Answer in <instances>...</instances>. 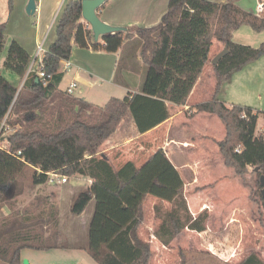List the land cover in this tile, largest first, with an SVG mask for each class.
Returning a JSON list of instances; mask_svg holds the SVG:
<instances>
[{
    "label": "trees",
    "instance_id": "trees-1",
    "mask_svg": "<svg viewBox=\"0 0 264 264\" xmlns=\"http://www.w3.org/2000/svg\"><path fill=\"white\" fill-rule=\"evenodd\" d=\"M81 1H69L64 6L56 39L35 70H29L32 60L15 41L8 45L3 68L23 83L18 90L0 75V129L4 120L3 128H13L6 148L0 149V205L8 206L20 195L17 184L27 169L34 171V184L47 183L46 173L66 180L88 178L90 187L79 193L70 207V214L80 217L91 203L94 205L88 225V254L98 264H149L151 246L138 235L148 196L159 200L153 209L154 219L160 221L155 237L163 247L171 246L184 230L203 232L206 217H192L183 180L163 150L147 157L139 167L127 161L116 168L100 155L101 147L127 112L138 133L143 134L169 118L167 103L185 105L215 39L228 52L212 64L215 84L211 98L196 105L194 113L212 114L223 122L225 138L217 146L224 165L241 181L254 174L258 189H262L264 131L255 134L258 115L252 108L225 106L218 94L235 73L264 56V43L252 48L232 41V33L244 25L257 33L264 31V8L254 15L237 6L240 0H169L155 26H134L105 35L102 43H96L91 30L80 23ZM8 6L11 10V0ZM4 31L3 23L0 53ZM134 39L144 68L138 93L110 98L104 106H96L59 89L63 78L60 64L70 59L72 42L80 48L116 53ZM39 72L44 77H39ZM256 194L260 220L264 221V197L259 191ZM8 223L0 226L1 264H21L20 253L25 249L68 248L58 246L56 236L42 241L30 229L12 231L15 223L12 227ZM238 264H264V260L251 253Z\"/></svg>",
    "mask_w": 264,
    "mask_h": 264
},
{
    "label": "crops",
    "instance_id": "crops-1",
    "mask_svg": "<svg viewBox=\"0 0 264 264\" xmlns=\"http://www.w3.org/2000/svg\"><path fill=\"white\" fill-rule=\"evenodd\" d=\"M28 1L29 0H11V10H9L8 0H0V24H5L4 46L8 48L9 43L15 41L31 58L32 63L29 69L33 71L42 60L44 54L48 51L50 45L56 39L55 29L64 6L69 1L75 0H33L35 10L32 14L26 13ZM208 1L221 3L225 0ZM243 1L238 2L237 5L246 11H251L254 15H258L256 11L257 4H264V0H251L252 4L250 5H246ZM168 2L169 0H106L99 9L98 17L101 21L112 27H121L125 29L134 26L151 27L160 22L161 17L167 10ZM248 6H252V8L248 9ZM80 23L87 26L82 18ZM246 28L248 27H245V29L239 28L234 31L232 33V41L250 47H257L261 43H264V31L257 33L250 28ZM96 43H102V38L99 37ZM39 48L41 52L37 56ZM222 49H224L223 45L213 40L208 62L211 63V59L222 51ZM121 56L124 60L123 68L119 73ZM60 71L63 73V78L59 85L60 90L66 92L67 88L72 83H75L76 87L71 95L96 106H99L97 105L99 102H95L93 97L97 99L101 98V101H108L110 98L123 99L128 95L131 96L138 93L143 81V67L139 44L135 39L126 41L116 53H106L100 50L94 51L91 47L80 48L72 42L71 57L69 60L61 62ZM137 73L139 74L137 75ZM0 75L11 85L17 87L18 90L21 89L23 80L18 76L14 74L16 78L12 77V82L5 74L1 73ZM67 77L69 78V83L66 85L63 84V82L67 81ZM204 77L205 72L202 73L198 79L185 105L176 106L167 103L169 118L162 124H159L143 134L138 133L130 113L127 112L121 120L116 132L102 145L100 155L107 158L113 164L121 156L117 151L119 148L124 147V149H127L136 139H143L140 141L139 150L146 152V158L161 149L165 152L173 166L175 165V168L183 169L189 174L187 176V181L193 182L192 185L196 181L197 183L202 182L200 177L207 174L205 172L206 170H209V172L211 171L215 165V158L220 155L217 143L225 138V127L222 129L224 130L222 133L219 125L215 123L212 117L214 115L194 113V107L196 105L204 103L211 98L212 89L215 84L213 83L211 89L207 90V80L205 81ZM261 82L264 83V56L235 73L231 80L222 86L218 94V99L227 107L240 106L252 108V87L261 86ZM96 90H99V92H96ZM94 91L97 93L96 96H92V94L95 93ZM206 91L209 92V94H207ZM74 93L76 96H74ZM112 93H115V95L112 96ZM192 96H195L193 100ZM248 99H250V101ZM214 117L217 118L216 116ZM216 129L221 133L220 136L219 134L216 135ZM221 160L223 162L222 157ZM144 161H142V163ZM121 165H116V168ZM140 165L136 166L139 167ZM113 166L115 167L114 164ZM178 173L180 175L179 171ZM233 177L237 178L234 173ZM73 178L77 182H82V180L85 181L87 183V189L91 185V181L88 178L79 176ZM201 185V187H197V190L199 188L204 190L205 195L201 194V199L195 194H200L196 189H193L191 186L184 187V196L190 213H192V216L195 214L190 204L191 199H194L197 202L196 205L200 207V212L207 209L210 216L214 214L217 220L220 221L222 219L223 221L225 214L222 212V204L220 201L225 199L217 196L220 192L216 193V187L212 186L213 184H208L210 186L207 188L203 183ZM203 190H201V192ZM18 197L20 196H17V198ZM158 202L159 200L157 199L151 201L154 205ZM12 204L8 206L4 204L0 205V216L2 219L0 221V226L4 224L5 221H8L10 223H8V227H12L15 223V229L12 228V231H17L18 229H30L31 231L36 226L35 224H37L35 220L37 218L32 217L27 213L28 211L21 210V212L16 213L11 209ZM165 205L169 204L165 202ZM225 205L228 211L226 215L231 214L234 216L237 214L235 212L239 211L238 207L240 206H237L235 203L230 207H228V204ZM93 210L94 205L93 209L90 210L88 214V219L84 218V214L80 217H73L71 215L72 217L69 218V221L75 224V229L72 231L69 230V233L63 230L66 221L62 219L61 215H58L56 217V220L58 219L57 225L60 226H58L59 228H62L63 233L59 230V232L57 231L53 236H56L58 246L66 245L68 248H55L47 251L22 250L20 253L21 264H23V260L26 261L27 264H45L43 262V259L46 257L44 254L49 253H55V255L47 259L46 264H98L86 250L88 243V225L93 215ZM145 220L146 213L144 222L138 230V235L141 240L148 242L150 246L153 247L156 241L158 242L155 237L156 230L151 229V227H146ZM157 222L158 221L154 219L153 211V224L156 225ZM6 225L7 224L4 226ZM80 227L82 228V232L80 230V232H78V228ZM143 228H145V232L146 230L148 232L146 233L147 238L145 237V233H142ZM190 231L184 230L183 233L187 235ZM205 231L206 230L200 233L202 240H204L203 236L206 235ZM39 237L42 240L50 238V236L43 238L41 235H39ZM223 237H225L224 233ZM59 239L64 240V242H60ZM226 243L228 244V241H224V244ZM210 244L211 242L207 245L210 246ZM231 245L232 244H230V246ZM221 254L222 252H220V258L226 257V254Z\"/></svg>",
    "mask_w": 264,
    "mask_h": 264
},
{
    "label": "rangeland",
    "instance_id": "rangeland-1",
    "mask_svg": "<svg viewBox=\"0 0 264 264\" xmlns=\"http://www.w3.org/2000/svg\"><path fill=\"white\" fill-rule=\"evenodd\" d=\"M238 2L236 4H238ZM243 2L246 3V5L252 4L251 0H244ZM238 7L241 10L246 11L242 7ZM247 8L250 9L252 6H248ZM246 12L251 13V11ZM245 27L249 28V26L245 25L241 26L240 28L245 29ZM260 45L252 48H258ZM6 51L7 47L4 46L2 52L0 53V74H5L12 81L11 78H16V76L13 73L6 72L3 68ZM215 56L211 60H213ZM123 60L124 59L121 56L118 70L119 73L123 68ZM207 63L203 73L205 72L204 80H207L206 89L209 90L211 89V86H213L212 84L215 83V78L211 63ZM138 74L139 73H137V75ZM66 79L67 81H64L63 84L67 85V83H69V78L67 77ZM260 84L262 85L259 87H252L251 96L252 110L254 114L258 115L255 128L256 135H259L264 131V83L261 82ZM97 91L99 92V90H96V92ZM96 92L92 94V96H96ZM206 93L209 94L207 91ZM112 94V96L115 95V93ZM74 96H76L75 93ZM194 97L195 96H192V100ZM93 100H95V102H99L97 104L99 106H104L107 102L101 101V98L97 99L96 97H93ZM248 100L250 101V99ZM212 117L215 123L219 125L221 132L223 133V122L214 116ZM11 132L12 131L10 130H6L4 132V134L0 137V144H4L5 146L7 145L6 138L11 134ZM218 134L220 136L221 133H219L217 130L216 135ZM142 140L143 139H136L127 149H124V147L119 148L117 151L121 156L117 161H115V163H113L115 167L116 165H121L126 161H132L135 165H140L142 161L146 159V152L139 150V144ZM214 163L215 165L211 171L209 172V170H206L205 172L207 174L200 177L202 182L197 183L196 181L193 185V182L187 181V176L189 174L186 173L185 170L178 168L176 169L180 172V175L184 181V187L191 186L193 189H196V191H198L200 194H195L200 199L202 198L201 194L205 195L203 189L199 188L197 190V187H201L202 183L206 188L210 186L208 185L210 183L213 184L212 186L216 187V193L220 192L217 194V196L219 198L223 197V199H225L222 201L219 200L222 204V212L225 214L223 217L224 220H217L214 214L213 216H210L209 212H207V209L200 212V207L196 205L197 202L194 199H191L190 204L195 213L192 217L196 218L200 215L206 217V235L203 236L204 240H202L200 233L189 230V234L184 235V233H182L174 242H172L171 246L169 247H163L159 242L156 241V244L151 247V258L149 264H238L251 253L256 254L260 259L264 260V221L260 220V215L256 206V203L258 202L256 193L257 191L261 193L262 189H258L255 175L249 173L244 176L241 181L238 180V178L233 177L234 172L232 169L224 166L220 155L215 158ZM248 171L251 172V168H248ZM33 174L34 171L32 169H27L23 178L18 182L17 192H20V195H18L20 197H16L17 199L15 198L13 204L11 203V209L16 213L21 212V210L28 211L27 213H29L32 217L37 218L35 219L37 224H35L36 226L31 231L37 235H41L43 238L46 236H51L57 231L59 232V230L61 233H63L62 228H59L60 226L57 225L58 219L56 220V217L58 215H61L62 219L66 221V225L63 229L66 233H69V230L72 231L75 229V224L69 221V218L72 217L70 214V207L77 195L87 190V183L83 180L82 182H77L74 178H70L67 179L66 183L64 184H50L47 182L45 184L38 185L32 182ZM201 190L203 191L201 192ZM155 199L156 198L151 196L146 198L144 202V211L146 213L145 226L148 228L151 227V229L157 231L160 221L157 220V224H153V209L154 206L159 204V202L155 203V205L151 203V201ZM233 203L237 204V206H240L238 207L239 211H236L235 213L237 214L234 216L231 214L226 215L228 211L225 204H228V207H230L231 205L233 206ZM164 207L169 209V205H165V203ZM92 209L93 204L91 203L84 212V218L88 219V214ZM1 220L2 219L0 216V221ZM79 230L81 231L82 228H78V232H80ZM142 233H145V237L147 238L146 233L148 232L147 230L145 232V228H143ZM223 233L225 234V237H223ZM208 241L211 242L210 246L207 245L209 243ZM224 241H228V244H224ZM60 242H64V240H60ZM230 244L232 245L230 246ZM220 252H222V254H226V257L220 258ZM44 255L46 257L43 259V262L46 264V260L52 255H55V253Z\"/></svg>",
    "mask_w": 264,
    "mask_h": 264
},
{
    "label": "water",
    "instance_id": "water-1",
    "mask_svg": "<svg viewBox=\"0 0 264 264\" xmlns=\"http://www.w3.org/2000/svg\"><path fill=\"white\" fill-rule=\"evenodd\" d=\"M106 0H82L81 1V18L86 22L87 27L90 28L93 36L94 42L98 41V38L113 34L116 32L125 31V28L121 27H112L98 17V11L100 7L105 3ZM35 10V5L33 0L28 1V5L26 7V13L32 14ZM227 49L224 48L221 52H219L215 58L211 61L214 65L216 64L223 56L227 54ZM18 94V93H17ZM260 182L262 185L261 194L264 197V178L260 177ZM23 264H27L26 261L23 260Z\"/></svg>",
    "mask_w": 264,
    "mask_h": 264
},
{
    "label": "built area",
    "instance_id": "built-area-1",
    "mask_svg": "<svg viewBox=\"0 0 264 264\" xmlns=\"http://www.w3.org/2000/svg\"><path fill=\"white\" fill-rule=\"evenodd\" d=\"M264 8V4L263 3H258L257 6H256V11L258 14L262 13V10ZM99 12V11H98ZM41 52V49L39 48L38 50V53H37V56L39 55V53ZM30 68V67H29ZM30 70V69H29ZM39 77H44V74L42 72H39ZM76 87V84L75 83H72L66 90V92L68 94H72L73 90L75 89ZM244 117V115L242 116ZM5 123V120L2 122V126H1V129H0V137L4 134V132L6 130H10L13 132V128H9V127H5L3 128V125ZM11 132V133H12ZM6 148V146L4 144H0V149H4ZM235 152L239 153L240 152V149L239 148H236L235 149ZM18 155L20 154V152L17 153ZM47 175V182L50 183V184H54V183H59V184H64L66 183V178L65 177H62V176H59L57 174H54V173H46ZM55 264H69V263H55Z\"/></svg>",
    "mask_w": 264,
    "mask_h": 264
}]
</instances>
